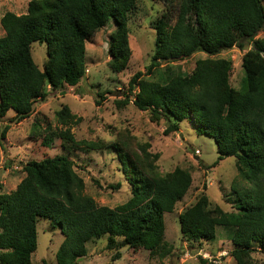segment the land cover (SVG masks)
Segmentation results:
<instances>
[{
  "label": "trees",
  "instance_id": "trees-1",
  "mask_svg": "<svg viewBox=\"0 0 264 264\" xmlns=\"http://www.w3.org/2000/svg\"><path fill=\"white\" fill-rule=\"evenodd\" d=\"M27 1L24 14L4 13L0 19V120L13 112L15 121L21 122L49 91L78 86L86 75L84 46L110 21L115 25L107 47L110 70L122 73L131 58L128 16L136 10L137 0ZM165 3V10L151 23L155 43L150 65L131 77L117 106L131 101L153 122L163 121L167 134L185 122L194 124L199 134L214 141L218 162L234 159L237 176L248 187L232 186L231 211L212 206L208 195L201 193L178 216L180 237L201 247L214 242L221 229L232 246L229 255L234 263L255 264L253 254H264V39L257 37L264 30V0ZM35 43L46 45L42 70L32 58ZM233 48L244 51L240 89L229 82L231 61L215 58ZM197 53L206 58L196 60L189 74L179 67L161 70L163 61H182ZM60 109L56 116L61 128L53 130L47 124L45 131L57 133L62 144L88 152L114 151L131 197L114 208L99 205L85 192V181L69 157L29 161L13 191L2 193L0 182V264H32L39 219L56 225L63 235L56 264H76L87 255L86 245L102 238L112 262L120 260L125 249L144 250L150 262L165 264L172 251L165 242V216L190 189V172L176 168L158 174V156L147 151L148 145L138 146V153L125 139L76 140L70 129L80 118L67 106ZM7 130L5 126L0 132V150ZM94 183L100 187L99 181ZM197 264L210 261L199 257Z\"/></svg>",
  "mask_w": 264,
  "mask_h": 264
},
{
  "label": "rangeland",
  "instance_id": "rangeland-1",
  "mask_svg": "<svg viewBox=\"0 0 264 264\" xmlns=\"http://www.w3.org/2000/svg\"><path fill=\"white\" fill-rule=\"evenodd\" d=\"M27 0H0V19L4 13L24 14ZM165 0H137L136 10L130 15L129 46L131 58L127 69L115 74L109 68L111 58L108 45L115 25L110 21L97 32L84 46L86 49V75L74 88L65 87L59 91H49L43 101L33 105L29 118L15 121L13 112L0 120V132L8 126L0 150V182L2 193L13 191L24 177L23 166L29 161H42L56 155L67 156L75 162L76 172L84 179L86 193L99 205L114 208L131 197L130 186L122 173L121 163L114 151L109 149L88 152L84 148L62 144L56 134L46 132L49 124L53 130L61 126L57 123V112L67 106L72 114L80 118L70 132L76 140L113 143L124 140L131 148L140 152L138 146L148 145L147 151L157 154L158 174L164 176L176 168L185 169L192 176V185L185 197L175 205L174 212L165 216V242L172 248L164 259L165 264H197L202 257L210 264H235L229 253L230 242L221 229L214 242L189 244L182 239L178 216L198 199L201 193L208 195L212 206H220L231 211L230 194L232 186L248 187L237 175L233 158L217 161V147L214 141L199 134L194 124L185 122L177 132L166 133V124L153 122L148 112L138 111L132 102L118 108L124 100L131 77L145 72L154 54L155 32L151 23L165 10ZM175 11L173 12V15ZM3 31L0 27V37ZM258 38L264 39V30ZM32 58L38 69L46 62L45 43L32 45ZM246 49V48H245ZM244 51L237 48L221 52L215 58L229 59L232 63L230 85L240 89L244 78L241 58ZM206 56L197 53L189 59L162 62L161 70L179 67L181 71L192 72L196 60ZM98 102V103H97ZM99 181L100 187L95 185ZM119 184V189L111 186ZM58 227L50 221L39 219L37 223V249L31 257L32 264H56V252L63 241ZM87 255L79 258L76 264H158L149 260L148 252L122 250V258L112 262V252L106 249V238L86 245ZM255 264H264V254H253Z\"/></svg>",
  "mask_w": 264,
  "mask_h": 264
},
{
  "label": "water",
  "instance_id": "water-1",
  "mask_svg": "<svg viewBox=\"0 0 264 264\" xmlns=\"http://www.w3.org/2000/svg\"><path fill=\"white\" fill-rule=\"evenodd\" d=\"M169 62L171 61V60H168ZM166 61H163V64L165 63Z\"/></svg>",
  "mask_w": 264,
  "mask_h": 264
}]
</instances>
